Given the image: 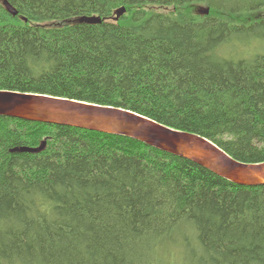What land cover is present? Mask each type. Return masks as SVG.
I'll list each match as a JSON object with an SVG mask.
<instances>
[{
    "label": "trees",
    "instance_id": "1",
    "mask_svg": "<svg viewBox=\"0 0 264 264\" xmlns=\"http://www.w3.org/2000/svg\"><path fill=\"white\" fill-rule=\"evenodd\" d=\"M0 91L120 108L264 163V0H0ZM0 264H264V185L0 117Z\"/></svg>",
    "mask_w": 264,
    "mask_h": 264
},
{
    "label": "water",
    "instance_id": "2",
    "mask_svg": "<svg viewBox=\"0 0 264 264\" xmlns=\"http://www.w3.org/2000/svg\"><path fill=\"white\" fill-rule=\"evenodd\" d=\"M3 5L10 15L17 14L6 1ZM124 12L125 9L120 8L115 14L119 17ZM202 13L208 12L203 10ZM79 22L98 24L100 19L82 18ZM0 117L129 138L188 160L235 185H264V163L238 162L197 135L170 129L127 110L48 95L0 91ZM44 147L45 142H42L37 148L21 151L39 153Z\"/></svg>",
    "mask_w": 264,
    "mask_h": 264
},
{
    "label": "bare ground",
    "instance_id": "3",
    "mask_svg": "<svg viewBox=\"0 0 264 264\" xmlns=\"http://www.w3.org/2000/svg\"><path fill=\"white\" fill-rule=\"evenodd\" d=\"M125 13V12H124ZM123 13V14H124ZM122 14V15H123ZM120 109V108H119ZM138 115V114H137ZM140 116V115H139ZM146 118V117H145ZM151 120V119H150ZM192 134V133H191ZM195 135V134H194ZM198 136V135H197ZM200 137V136H199ZM200 138H202V137H200ZM203 139H205V138H203ZM206 140V139H205ZM206 141H208V140H206ZM209 143H211L210 141H208ZM213 146H215V147H217L215 144H213V143H211ZM219 150H221L219 147H217ZM222 151V150H221ZM224 152V151H223ZM225 153V152H224ZM226 154V153H225ZM230 157V156H229ZM261 164V163H260Z\"/></svg>",
    "mask_w": 264,
    "mask_h": 264
},
{
    "label": "rangeland",
    "instance_id": "4",
    "mask_svg": "<svg viewBox=\"0 0 264 264\" xmlns=\"http://www.w3.org/2000/svg\"><path fill=\"white\" fill-rule=\"evenodd\" d=\"M203 10H206L205 7H201ZM199 10V9H198Z\"/></svg>",
    "mask_w": 264,
    "mask_h": 264
}]
</instances>
